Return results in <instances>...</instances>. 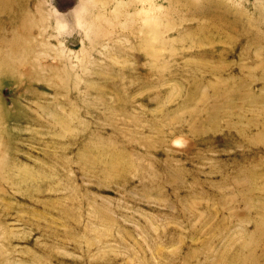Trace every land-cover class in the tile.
<instances>
[{"label":"rangeland","instance_id":"374dc122","mask_svg":"<svg viewBox=\"0 0 264 264\" xmlns=\"http://www.w3.org/2000/svg\"><path fill=\"white\" fill-rule=\"evenodd\" d=\"M0 264H264V0H0Z\"/></svg>","mask_w":264,"mask_h":264},{"label":"clouds","instance_id":"9594fccd","mask_svg":"<svg viewBox=\"0 0 264 264\" xmlns=\"http://www.w3.org/2000/svg\"><path fill=\"white\" fill-rule=\"evenodd\" d=\"M57 15H59V13H57ZM57 32L60 35H69L70 34L69 25L66 22H59L58 21L57 22Z\"/></svg>","mask_w":264,"mask_h":264},{"label":"bare ground","instance_id":"6f19581e","mask_svg":"<svg viewBox=\"0 0 264 264\" xmlns=\"http://www.w3.org/2000/svg\"><path fill=\"white\" fill-rule=\"evenodd\" d=\"M143 4H145L144 2H142Z\"/></svg>","mask_w":264,"mask_h":264}]
</instances>
